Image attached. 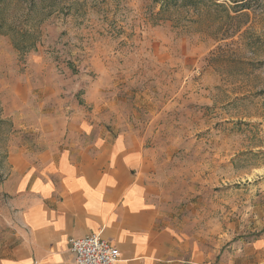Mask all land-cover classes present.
<instances>
[{
	"label": "rangeland",
	"instance_id": "obj_1",
	"mask_svg": "<svg viewBox=\"0 0 264 264\" xmlns=\"http://www.w3.org/2000/svg\"><path fill=\"white\" fill-rule=\"evenodd\" d=\"M162 1L0 0V183L76 126L132 134L188 264H264V0Z\"/></svg>",
	"mask_w": 264,
	"mask_h": 264
},
{
	"label": "crops",
	"instance_id": "obj_2",
	"mask_svg": "<svg viewBox=\"0 0 264 264\" xmlns=\"http://www.w3.org/2000/svg\"><path fill=\"white\" fill-rule=\"evenodd\" d=\"M68 144L14 163L0 183V264H75L68 240L99 233L122 264H188L160 214L135 135L72 129ZM185 249V252L183 251Z\"/></svg>",
	"mask_w": 264,
	"mask_h": 264
},
{
	"label": "built area",
	"instance_id": "obj_3",
	"mask_svg": "<svg viewBox=\"0 0 264 264\" xmlns=\"http://www.w3.org/2000/svg\"><path fill=\"white\" fill-rule=\"evenodd\" d=\"M75 264H122L116 247L99 233L68 240Z\"/></svg>",
	"mask_w": 264,
	"mask_h": 264
},
{
	"label": "trees",
	"instance_id": "obj_4",
	"mask_svg": "<svg viewBox=\"0 0 264 264\" xmlns=\"http://www.w3.org/2000/svg\"><path fill=\"white\" fill-rule=\"evenodd\" d=\"M179 1L180 0H163L162 1V8H165L166 6H174L175 7ZM182 1H183V5L186 6V7L195 8V6H197L200 3L210 2L211 4H213L214 7L224 9L223 8L224 6H222V4H219L217 2L218 0H182ZM27 5H28L29 8L32 7V3L31 2L27 1ZM244 5L245 4H240V5H237L236 7H232V9H234V11L236 12L238 10L243 9ZM229 18H230V16H229ZM7 25H8V27L10 29H12L14 31L15 35H20V36L23 35L21 33V31L18 32V30H20V28H16L14 25L13 26H9V24L4 22L3 18L0 17V30L3 29L4 26H5V29H6ZM31 44H24V46H32ZM24 46H21V44H15V47H24Z\"/></svg>",
	"mask_w": 264,
	"mask_h": 264
}]
</instances>
